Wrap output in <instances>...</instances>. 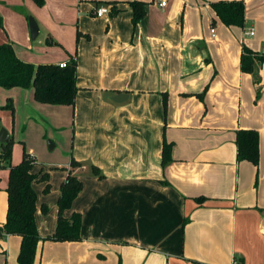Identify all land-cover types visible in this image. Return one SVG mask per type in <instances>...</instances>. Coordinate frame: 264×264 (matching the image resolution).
<instances>
[{
  "label": "crops",
  "instance_id": "crops-1",
  "mask_svg": "<svg viewBox=\"0 0 264 264\" xmlns=\"http://www.w3.org/2000/svg\"><path fill=\"white\" fill-rule=\"evenodd\" d=\"M129 1H77L69 158L55 165L53 184L56 171L36 161L50 189L33 187L45 238L70 159L79 161L72 173L83 187L64 215L80 214L81 239L41 240L34 264H264V63L240 69L243 44L263 50L264 0H241L244 28L219 21L210 6L217 0H140L145 14L133 27ZM102 5L118 11L96 17ZM118 93L126 97L112 101ZM246 129L259 135L257 165L237 159L236 132ZM163 139L172 143L165 165ZM19 247L20 236L1 235L0 264H17Z\"/></svg>",
  "mask_w": 264,
  "mask_h": 264
},
{
  "label": "trees",
  "instance_id": "trees-1",
  "mask_svg": "<svg viewBox=\"0 0 264 264\" xmlns=\"http://www.w3.org/2000/svg\"><path fill=\"white\" fill-rule=\"evenodd\" d=\"M42 6L44 0H34ZM145 2L140 0L129 1L132 9V24L136 27L139 20L145 14ZM210 6L218 17L219 21L227 27L244 28L245 6L241 0H217L210 3ZM118 10L111 8L110 13ZM82 33L77 32L79 37ZM47 43H53L50 38ZM55 43V42H54ZM240 56V69L243 72H251L255 62L264 63V51H253L246 45H242ZM76 56L69 55L64 67L58 64L45 63L34 65L20 60L10 44H0V87L2 88H33L34 99L39 103L53 105L73 106L78 90L76 84ZM164 107L166 101L163 100ZM9 109L13 114V107L0 106V110ZM237 159L248 160L257 165L259 161V135L256 130L246 129L236 132ZM0 167L7 166L8 176L6 185L7 208L5 220L0 229L6 234L20 236V247L16 257L17 264H34L38 255L39 243L41 240L53 241H77L81 239V217L79 213H72L69 217L64 212L72 206L73 200L81 191L82 181L72 173V169L79 166V161L73 157L70 159V166L65 180L60 185V194L57 199L56 227L52 235L45 238L40 237L36 219L37 192L33 185L44 182L43 192L50 189L49 174L40 168L34 171L36 160L24 151L21 160L12 164L11 137L5 143H1ZM172 143L165 139L162 141L161 163L165 165L172 161ZM94 174L101 176L96 166H91ZM195 200L202 203L205 197H197ZM41 211L46 213L48 207L43 204Z\"/></svg>",
  "mask_w": 264,
  "mask_h": 264
},
{
  "label": "rangeland",
  "instance_id": "rangeland-1",
  "mask_svg": "<svg viewBox=\"0 0 264 264\" xmlns=\"http://www.w3.org/2000/svg\"><path fill=\"white\" fill-rule=\"evenodd\" d=\"M44 1V4L39 6L34 0H18V2L14 1L15 3L0 0V44H11L20 60L34 65L67 62L70 54L77 56L78 0ZM19 14L23 16L28 29L29 17H32L36 23L37 19L44 20V25L49 28V31L46 32L44 29L41 31L37 23L38 36L32 39L29 32V38L26 40L20 28ZM47 36L55 43H47ZM8 104L13 107V114L9 109L1 110L0 116H4V123L1 118L0 129L9 130L10 133V162L18 163L24 148V151L34 157L39 165L48 168L49 171H56L50 178L53 184L60 173L54 168L55 165L69 158L73 121L72 107L38 103L34 99L32 87H18L10 90L0 87V106ZM1 149L0 143V153ZM7 169V166L0 167L1 223L4 222L6 213L7 194L4 184L7 179ZM36 185L39 187L38 194H43L42 185ZM2 216L3 219H1Z\"/></svg>",
  "mask_w": 264,
  "mask_h": 264
},
{
  "label": "water",
  "instance_id": "water-1",
  "mask_svg": "<svg viewBox=\"0 0 264 264\" xmlns=\"http://www.w3.org/2000/svg\"><path fill=\"white\" fill-rule=\"evenodd\" d=\"M29 32H30V37L32 39H35L39 33L38 25L32 17H29ZM125 97H126V94L118 93L116 95L111 96L110 99L114 102H120ZM9 138H10L9 132L6 129L1 128L0 129V143H5L6 141H8Z\"/></svg>",
  "mask_w": 264,
  "mask_h": 264
},
{
  "label": "built area",
  "instance_id": "built-area-1",
  "mask_svg": "<svg viewBox=\"0 0 264 264\" xmlns=\"http://www.w3.org/2000/svg\"><path fill=\"white\" fill-rule=\"evenodd\" d=\"M158 5L161 6V7H164V6L166 5V0H161V1L158 3ZM110 10H111L110 7H108V6H106V5H102V6H99V7H96V8H95V10H94V15H95L96 17H101V16H104V15L110 13ZM210 31H211V33H213V32H214V28L211 27V28H210ZM243 33H244V35L252 36V35L254 34V31H253V29L251 28V29H247V30H245ZM262 51H264V47H263V50H262ZM58 65H59L60 67H64V66L66 65V62H62V63H60V64H58ZM1 235L6 236V235H8V234L4 233V232L0 229V236H1Z\"/></svg>",
  "mask_w": 264,
  "mask_h": 264
}]
</instances>
